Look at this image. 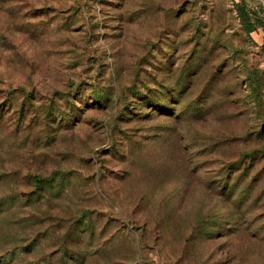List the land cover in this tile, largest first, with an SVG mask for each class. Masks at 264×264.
<instances>
[{"label": "rangeland", "instance_id": "1", "mask_svg": "<svg viewBox=\"0 0 264 264\" xmlns=\"http://www.w3.org/2000/svg\"><path fill=\"white\" fill-rule=\"evenodd\" d=\"M0 264H264V0H0Z\"/></svg>", "mask_w": 264, "mask_h": 264}, {"label": "trees", "instance_id": "2", "mask_svg": "<svg viewBox=\"0 0 264 264\" xmlns=\"http://www.w3.org/2000/svg\"><path fill=\"white\" fill-rule=\"evenodd\" d=\"M237 15L240 18L241 22L245 25L247 32L253 30V20L250 18V14L245 8V6L237 4Z\"/></svg>", "mask_w": 264, "mask_h": 264}]
</instances>
